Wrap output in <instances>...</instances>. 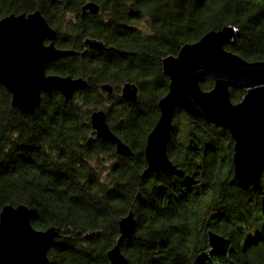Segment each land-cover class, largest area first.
<instances>
[{"label": "trees", "instance_id": "1", "mask_svg": "<svg viewBox=\"0 0 264 264\" xmlns=\"http://www.w3.org/2000/svg\"><path fill=\"white\" fill-rule=\"evenodd\" d=\"M86 1L0 0V19L40 10L58 31L56 46L79 51L50 61L49 74L89 80L71 100L57 90L45 94L33 115L15 109L0 83V213L6 204H26L36 229L60 227L49 251L51 264H109L119 221L131 210L137 230L122 243L130 264H194L207 247L210 229L231 239L237 263L264 264V196L226 187L229 162L213 166L215 180H197L194 159V167L184 166L185 177L144 174L147 138L159 118L158 102L169 90L163 58L233 24L241 34L227 48L249 61L264 60V0H93L100 13L82 16ZM87 38L105 47H86ZM127 81L140 87L135 102L120 95ZM104 83L115 87L109 106L103 104ZM201 86L210 88L211 77L205 76ZM242 94L233 91L232 97ZM99 106L132 155H118L114 145L94 134L91 113ZM187 121L190 128L204 126ZM202 136L219 149L218 136ZM169 153L174 158L170 147ZM206 197L208 202H198ZM215 260L227 263L223 256Z\"/></svg>", "mask_w": 264, "mask_h": 264}, {"label": "water", "instance_id": "2", "mask_svg": "<svg viewBox=\"0 0 264 264\" xmlns=\"http://www.w3.org/2000/svg\"><path fill=\"white\" fill-rule=\"evenodd\" d=\"M100 11V4L93 0L81 7L82 16L96 15ZM240 34L238 26L227 24L208 31L196 42L185 44L177 55L163 58V72L170 78L169 90L159 100L160 117L147 138L144 174L164 171L185 176L186 170L174 164L167 153L174 113L177 108H184L189 114L231 132L235 139V175L229 183L243 189L252 186L257 192H263L264 60L249 61L226 49V45L236 44ZM57 37L58 31L40 10L11 13L0 19V83L12 94V106L25 114L36 113L42 92L51 94L57 90L71 100L89 86V80L82 76L47 74L50 61L79 53L76 49L56 46ZM84 44L92 49L105 47L96 38H87ZM206 75H211L215 81L208 91L200 86ZM230 86L246 91L238 103L231 100ZM101 88L108 93L114 91L111 83H104ZM138 95L139 87L135 82H124L123 99L135 102ZM91 125L94 134L114 145L118 155L133 154L130 145L110 127L104 109L92 111ZM136 230L137 220L131 210L119 221L120 236L108 251L109 264H130L122 251V243L134 236ZM60 233L58 226L36 229L31 221V209L26 204L4 205L0 213V264H51L49 251ZM233 251L230 238L210 229L207 247L196 255L194 264H221L213 255ZM227 264L239 263L229 255Z\"/></svg>", "mask_w": 264, "mask_h": 264}, {"label": "flooded vegetation", "instance_id": "3", "mask_svg": "<svg viewBox=\"0 0 264 264\" xmlns=\"http://www.w3.org/2000/svg\"><path fill=\"white\" fill-rule=\"evenodd\" d=\"M46 43H48V42H46ZM229 45H226L227 50H230L227 48V46H229ZM47 74H49L48 70H47ZM206 76L211 77L212 86L208 89L202 88L201 82H202V80H204V77H205L204 76L202 78V80L200 81V86L204 91H208V90L212 89L214 87V84H215L214 78L211 75H206ZM122 85H121V87H122ZM101 86H102V84L100 85V88H101ZM138 87H139V85H138ZM229 91H230V97H231V100L233 103H238L243 98V96L246 94V91L244 89L237 88L234 86H230ZM233 91H241L243 93L241 98H239L238 100H234L232 97ZM112 93H109V94H112ZM45 94H47V93L42 92V99L44 98ZM120 95H121V89H120ZM139 96H140V87H139L138 98H139ZM11 99H12V94H11ZM158 108H159V106H158ZM159 117H160V109H159ZM189 118L192 119L193 121L200 120L204 124V126L203 127L202 126L192 127V128L188 127V121L187 120ZM172 123H173V130L171 132V138L167 144V153H168L169 158L173 161L174 164H176L180 168L186 169V167H184V166H186L188 164L193 165V167H194V163H195L194 160H196L197 169L195 170V173H198V177L196 179L197 180L198 179L203 180L202 176H206V177L208 176V179H211L213 177L215 180L218 173L217 172H215V174L213 173V166H215L216 163L217 164L218 163L223 164L224 161L229 162V165H228L229 172L226 173V170H225V176H226L225 180L227 182L226 187L229 186L232 188H239L242 192H245L247 195H251L253 197H256L257 195L264 196V193L257 192L256 190L253 189L252 186H250L248 189H243L236 184H230L229 183L235 175V166H234L235 139L232 137L231 132L227 128H224L221 126H216L214 123L208 122L206 119H204L202 117L193 116V115L189 114L184 108H177L176 109L174 116H173V119H172ZM212 127L214 129H217L218 131L214 130ZM221 131H224V134H222ZM208 133H214L216 137L218 136L220 138V141L218 143V147H219L218 150L215 149L214 147H212L211 144L209 142H206V140L203 138L202 135H204V134L207 135ZM197 134H199V135H197ZM169 147L172 149L173 155H175L174 158L170 157V155H169L170 154L169 153ZM193 149H195V152L198 153V155H199L198 158H195ZM186 170L188 172V169H186ZM186 174H185V176H186ZM190 175L193 176L194 175L193 172ZM175 176H177V175H175ZM185 176H183V177H185ZM262 182L264 184V173L262 175ZM203 183H204V181L201 184H203ZM263 192H264V190H263ZM231 245L233 246L232 242H231ZM232 253L229 254L227 252V253H223V254L222 253L214 254L213 259L215 260V258L223 256V257L227 258V262H228V256L230 255L232 258ZM215 261L220 262L218 260H215ZM221 264H223V263H221ZM224 264H227V263H224Z\"/></svg>", "mask_w": 264, "mask_h": 264}, {"label": "rangeland", "instance_id": "4", "mask_svg": "<svg viewBox=\"0 0 264 264\" xmlns=\"http://www.w3.org/2000/svg\"><path fill=\"white\" fill-rule=\"evenodd\" d=\"M68 17H69L70 19H74L75 16L72 15V14H70V15H68ZM140 25H141L142 27L146 28V24H145V22H141ZM100 90L103 92L102 94H103V97L105 98L104 103H103L104 106H109V105H111V104H112V101H111L110 98L108 97V94H109V93L106 92L105 90H102L101 88H100ZM99 107H100V106H99ZM100 108H102V107H100ZM202 201H206V202H208V201H209V198L206 197V198L198 199V202H199V203L202 202ZM261 202H262V204L264 205V197L262 198ZM202 212H205V208L202 209ZM200 219H202V217H201Z\"/></svg>", "mask_w": 264, "mask_h": 264}]
</instances>
